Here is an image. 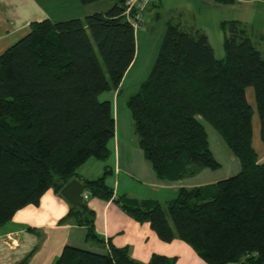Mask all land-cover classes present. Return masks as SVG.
<instances>
[{
    "label": "trees",
    "instance_id": "16d2710c",
    "mask_svg": "<svg viewBox=\"0 0 264 264\" xmlns=\"http://www.w3.org/2000/svg\"><path fill=\"white\" fill-rule=\"evenodd\" d=\"M110 1L84 18L34 20L0 53V226L48 188L60 193L89 158L110 154L115 118L111 101L99 95L118 89L135 55L125 0ZM222 28L224 54L218 58L204 32L168 21L151 70L127 106L138 146L159 179L175 181L220 166L202 121L238 159V172L180 186L165 204L126 195L117 202L134 220L147 222L160 241L180 240L207 264H264V162L252 144L254 111L264 140V54L237 21H224ZM109 173L106 166L84 180L90 195L114 197ZM68 216L85 227L86 240L101 241L84 200ZM175 261L152 254L140 263L127 247L108 243L104 254L66 245L53 264Z\"/></svg>",
    "mask_w": 264,
    "mask_h": 264
},
{
    "label": "crops",
    "instance_id": "0c3cea01",
    "mask_svg": "<svg viewBox=\"0 0 264 264\" xmlns=\"http://www.w3.org/2000/svg\"><path fill=\"white\" fill-rule=\"evenodd\" d=\"M212 2L215 4L214 6L222 4L235 11L237 16H227L226 19L221 20V25L224 21H237L249 37H258L260 45L262 43L260 50L264 54V0H237L236 2L213 0ZM159 3L160 0L148 7L143 22L151 20L149 17L158 18L157 6ZM52 4L51 0H0V53L11 45L13 37H20L28 31L30 22L45 18L53 19ZM89 4L91 3L81 4L83 7L77 9L78 11L75 13H78V18H84L87 14L95 11H103L92 10L89 12ZM74 5L77 7V1H74ZM238 13H242V16H238ZM178 22L185 28L199 29L207 35L209 40L208 33L196 24H188L186 21ZM222 31L225 37L223 28ZM117 110V106L113 107L115 131L114 137L109 143L113 155L105 160L92 157L81 164L77 168V173L78 179L82 183L85 179L100 176L104 168L108 166L110 173L106 181L113 187L114 196L126 195L137 199H151L146 198L145 194L148 195L159 189L165 193L170 191L176 193L180 186L191 187L220 180L211 178L209 174L199 177L204 169L194 176L175 181L159 179L150 163L144 158L142 150L137 145L136 137L133 140V137L128 136L122 128ZM258 123L260 132V122L258 121ZM261 140L263 139L261 138ZM257 160L264 162V148L260 156L257 154ZM188 178L197 180L191 181L190 179L189 182H185ZM129 180L140 182L143 186L141 192L136 191L138 193L135 194ZM84 191L89 193L88 199L84 201L94 211V230L101 241L86 240L85 227L76 225L73 217L68 216L69 211L66 215L61 216L49 200H46L44 207L41 208V199H39L35 203L36 209H28L23 206L15 212L11 220L0 226V264H22L23 262H25L24 264H53L66 245L104 254L107 252L108 243L118 248L127 247L130 256L140 263H147L152 254H158L175 258V264H207L196 255L189 245L180 240H173L170 243L160 241L147 222L141 223L134 220L120 207L117 201L113 200V197L104 200L93 197L85 188ZM138 194L142 196L137 197ZM54 195L66 202L69 209L71 208L72 204L60 193L54 191ZM158 201L160 200L158 199ZM57 216L60 218L57 219Z\"/></svg>",
    "mask_w": 264,
    "mask_h": 264
},
{
    "label": "rangeland",
    "instance_id": "374dc122",
    "mask_svg": "<svg viewBox=\"0 0 264 264\" xmlns=\"http://www.w3.org/2000/svg\"><path fill=\"white\" fill-rule=\"evenodd\" d=\"M74 1H77V7L74 5ZM213 1V0H212ZM211 0H160V3L157 6V12L159 13L158 18H151L143 22L139 28L135 29V55L132 64L128 67L126 73L124 74L118 90H107L102 92L99 95L100 100L109 99L111 101L112 108L117 106V114L119 122L124 128V131L128 136H132L133 140L137 135L135 133L133 120L130 114V111L127 106L128 98L135 94L139 88L140 83L147 77L149 74L153 62L155 60L157 51L159 49L161 40L164 35L165 27L167 21L172 22H188V24H196L202 30H205L209 36V42L214 50L216 57L221 58L224 54L223 51V31L221 20L226 19L227 16H237L236 12L230 10L229 6H223L222 4H215ZM53 2V20H65L69 18L77 17L80 7H83L79 0H51ZM110 0H99L91 2L89 4L90 11L92 10H105L109 7ZM213 4V5H212ZM219 5V6H218ZM238 16H242V13H238ZM75 16V17H74ZM83 18V17H82ZM27 32V31H26ZM20 37H13L11 44L16 42ZM254 44L261 49L262 43L258 37H251ZM247 99L255 106L254 98L251 89L247 91ZM259 119L254 111L253 115V146L256 150V153L260 156L262 149L264 148V141L260 138L259 132ZM205 130L208 136L210 149L213 152L214 157L220 163V166L216 169L204 168L203 172L199 177H204V175L209 174L211 178L223 179L227 176H230L236 173L240 164L238 159L231 153V151L226 146L222 137L210 124L206 121H202ZM125 134V133H124ZM111 143V141H110ZM110 145V144H109ZM138 145V143H137ZM112 150L108 158L112 157ZM111 164V163H110ZM197 180L196 178H188L185 182ZM132 184V190L137 194L141 192L143 186L140 182L130 181ZM122 184V183H121ZM140 186V187H139ZM136 191H138L136 193ZM142 194V193H140ZM138 194V196H142ZM176 193L163 192L158 190L156 192L145 194L146 198L159 199L161 203L165 204L167 200L173 198ZM136 198V197H135Z\"/></svg>",
    "mask_w": 264,
    "mask_h": 264
},
{
    "label": "built area",
    "instance_id": "2783aa9c",
    "mask_svg": "<svg viewBox=\"0 0 264 264\" xmlns=\"http://www.w3.org/2000/svg\"><path fill=\"white\" fill-rule=\"evenodd\" d=\"M158 0H125L124 1V15L130 22L134 29L139 26L145 20V12L148 7L156 4ZM89 193L82 192V200H87Z\"/></svg>",
    "mask_w": 264,
    "mask_h": 264
},
{
    "label": "water",
    "instance_id": "95a60500",
    "mask_svg": "<svg viewBox=\"0 0 264 264\" xmlns=\"http://www.w3.org/2000/svg\"><path fill=\"white\" fill-rule=\"evenodd\" d=\"M85 185L78 179L72 178L65 183L60 189V194L72 205H78L82 201V192ZM114 201H118V197H113Z\"/></svg>",
    "mask_w": 264,
    "mask_h": 264
},
{
    "label": "clouds",
    "instance_id": "9594fccd",
    "mask_svg": "<svg viewBox=\"0 0 264 264\" xmlns=\"http://www.w3.org/2000/svg\"><path fill=\"white\" fill-rule=\"evenodd\" d=\"M41 208L44 207L45 201L49 200L55 207V209L60 213V215H66L68 213L69 206L66 202H64L63 200H61L59 197H56L54 195V190L52 188H48L44 194L41 196ZM25 208L28 209H36L37 206L35 204H27L25 205ZM37 211H39V209H37ZM57 219L60 218V216L56 217Z\"/></svg>",
    "mask_w": 264,
    "mask_h": 264
}]
</instances>
